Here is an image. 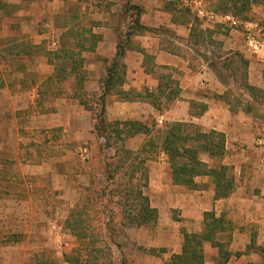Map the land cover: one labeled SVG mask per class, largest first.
Listing matches in <instances>:
<instances>
[{"label": "rangeland", "instance_id": "374dc122", "mask_svg": "<svg viewBox=\"0 0 264 264\" xmlns=\"http://www.w3.org/2000/svg\"><path fill=\"white\" fill-rule=\"evenodd\" d=\"M207 2L214 12L226 13L223 0H207ZM127 4V0H0V189L2 191L10 188L12 191H16L15 194H23L21 185H18V183L23 182V178L17 175V173L19 174L18 161L15 163L12 161L18 156V152L23 157V152L30 154L34 149V146H29L31 141L27 139H33L39 143L46 133V131H28L27 138L22 133H20V137L16 136V133L13 134V131H11L14 122L17 121L19 127L23 123L29 125L32 122L31 118L34 110L35 112L38 111L39 116H37V119H39L46 113V109L60 108L61 105H57V99L67 98L68 92H70L69 88L64 89L66 86L63 81L61 82V79L65 76L69 78L68 74H71L74 68L76 71L73 72L71 78L74 80L75 78L83 79V84L79 85H76L73 81L74 87L77 88L76 92L82 96L86 94L85 99L93 106L92 112L84 111V114L81 113V115L86 117L84 122H88V120L90 123L96 120L93 122L94 124L97 122V116H99L102 109V103L99 99L102 90H97V87L100 86L107 65L111 60L99 55L100 52L96 48L101 41H105L106 34L103 30L109 28V26H112L116 35V47L118 43L127 40L129 28L133 22L130 13L125 11ZM131 4L142 8V24L147 8L157 6L164 11L162 17L167 18L166 16L171 14L173 19L184 28L192 25L194 28L192 39L198 47V53H195L196 55L199 54L198 61L202 62L205 59L204 57L207 56L212 58L214 62H218L216 72L220 81H223V79L227 81L226 96L229 102L232 103L231 109L249 113L251 119L258 124L260 134H264V97L258 92L248 91L249 88L245 81V61H243L238 51L230 49L226 44L231 32L228 26L217 25L215 30H207L205 33L202 29V22L194 17L181 4L180 0H132ZM228 12H231V10ZM29 16L32 17L31 20L26 19ZM235 17L242 21H258L264 27V5L260 7L257 5L252 6V9L243 16ZM16 18H18V23H16ZM207 25L211 26V24ZM166 26L165 24L159 29L150 28L152 31L133 34L132 37L130 35L128 37L131 41L129 49L133 47L135 38L138 36L171 34L173 31ZM38 27L41 28L39 33L44 34V38L40 39L41 44L37 47L34 45V39L26 40L25 34H36ZM22 31H25V33L22 34ZM53 42L57 43L56 49L51 47ZM77 43L79 44L77 45ZM86 45L94 47V51L85 53V59H82L81 53L77 54L80 52L81 46ZM102 49L107 53L111 52V44L107 42L105 47L102 46ZM66 51L71 54L69 62L72 63L57 66V69H55L49 61L56 60L57 57L54 54L59 57L60 53ZM207 52L209 55H206ZM195 54L193 56H196ZM145 55L149 60L148 63H150L153 58L152 55ZM253 56L256 59V66L260 68V60L258 59L261 58L260 55L254 54ZM79 63H81V66L78 67ZM59 69L61 74L58 72ZM177 74L182 77L185 73L172 69L170 72H161L160 79L167 75H172V78L176 76L177 78ZM50 75H52L51 79H46L38 91L40 92L38 99L44 103L43 107L37 106L33 110L34 104L32 101L35 99L31 93L36 92L34 89L40 81ZM261 77L264 84V74ZM69 87L72 88L73 86ZM256 88L259 87L256 86ZM145 89L149 88L145 87L140 92H145ZM208 92H210L208 94L209 98L217 97L216 93L212 95L214 91ZM251 95H258V98L253 101ZM111 96L106 99V106L113 104L116 100L113 97L115 95ZM249 100L252 103H249ZM173 102L175 103V101ZM173 102L163 103V114L169 111ZM62 106L65 107L66 105ZM203 109H205L203 103H195L192 113L199 114ZM14 110L17 111L15 115ZM53 113L55 112L51 111L49 115ZM103 117L109 120L108 110L103 114ZM113 120L115 121V119ZM128 120L134 119L128 118ZM148 123H152L151 118ZM92 130L93 133H90L88 128L83 129L81 133L68 131L67 136L73 139L78 138V144L80 145L67 143L64 146L60 145L61 155H58L60 152H54L59 150V146L52 149L53 156L57 155L54 161L65 162L63 164L70 171V176L61 177L54 174L52 184L49 182L52 179L48 176L42 180L33 179L34 183L39 181L40 188L46 189L49 185L51 186L53 193L48 194L50 199L47 198L44 192L39 195H41V198L47 199L53 206L49 210H42L44 218L40 225H34L31 228L25 227L23 231L33 233L35 228H38L43 233L42 236L46 238L45 234L49 232V216L57 218V214H60L65 219L67 217V221L71 217L69 213L72 214L71 212L78 210L80 216L85 215L88 219L87 231L77 226L76 231H73L67 226L66 221L61 218L54 228V232L60 234L62 243L69 251V258L74 260L80 257L81 264H85L87 261L90 264H170L173 252L177 254L183 249L186 235L192 232L201 233L203 230V211L194 207V200L198 198V195L195 192L188 191L186 187V189L183 188L184 186L169 191V194L162 192L160 186H151L146 190V194L151 197L152 204L157 209L158 220L155 223L153 221L148 226L132 225L131 220L133 217L130 215V210L133 206L128 205L129 212L125 215V199L124 194L121 193L123 191L119 188L120 192L115 191L112 193L114 187L111 182H108L105 175L107 152L114 154L115 150L119 152L121 148L132 151L145 149L147 150L145 156L148 157L147 165L152 168L153 173H159L160 175V178L154 176L152 185H160L161 179L163 185L175 187L168 164L166 168L161 169V166L165 163V156L160 150V145L166 126L156 127L149 136L140 135L135 139H127L125 142L118 143L116 149L113 146L112 150L105 151V153L100 151V147L103 148L105 145V140L99 138L94 129ZM190 132L194 133L192 130ZM56 134L55 131H49L48 133L52 136ZM78 147L87 148L88 152L79 153ZM39 148L40 146L35 147V154L42 153L45 146ZM252 151L256 161L261 165L262 157L257 155L258 151L256 149L253 148ZM87 160L88 162L85 164L84 161ZM92 164L95 165V169H91ZM210 164L215 167V165H220L221 162L216 160ZM75 165L87 174L84 173L79 177L76 174L77 167ZM63 170L65 168L62 165L56 164L54 166V171ZM230 172L233 173V171H229L228 174ZM121 177L122 175L117 176V184H119ZM201 185L207 186L209 190V187L213 184L211 180H208L207 184L201 183ZM262 187L264 189V186ZM54 192H56V195ZM188 195L191 200L188 199ZM87 197L90 198V206L94 208L95 216H91L86 207H81L84 209L83 211L81 208L78 209ZM77 200H82L78 207ZM224 214L225 223H228L227 230L225 228L223 232L218 234L213 244L204 245V256L205 259H208L204 264H224L228 258V252L236 247L231 239L233 233L231 216L226 212ZM45 217H47L48 222L44 220ZM74 218L77 219V217ZM15 231V234H18L17 231L19 230L16 229ZM85 234L88 236H85ZM48 256L45 253L43 259H47Z\"/></svg>", "mask_w": 264, "mask_h": 264}, {"label": "crops", "instance_id": "0c3cea01", "mask_svg": "<svg viewBox=\"0 0 264 264\" xmlns=\"http://www.w3.org/2000/svg\"><path fill=\"white\" fill-rule=\"evenodd\" d=\"M256 5L260 7L263 6L264 3ZM163 12V9L160 7L150 6L147 8V12L143 17V25L149 28L159 29L166 24V27H169L173 32L169 35L163 33L162 36L150 35L138 36L135 38V44L127 51L124 57L127 79L123 89L126 92L135 91L136 93H140V91L147 87L150 91H156L160 84V73L177 69L179 72L185 73L182 77L178 76V74L177 78L175 75V77H173L179 83L181 91L179 99H177L175 103L173 102L174 104L172 103L166 114L161 115L149 102H127L123 101L122 97L115 95L113 96L116 99L114 103L107 106L105 105V112L108 110V121L111 122L110 120L113 119H115V121H129L128 118H130L147 123L151 118L152 120H157L158 127H163L170 122V124L184 122L199 126L204 132L215 130L225 134L226 153L223 158L212 159L207 154H202L200 158L212 169L221 171V169L225 167L223 170H226L225 173L227 177L232 181V190L228 197L217 198V187L212 176L197 177L195 179L196 185L192 188L177 184L174 180L169 159L165 154H163V156H165V163H163L164 166L162 165L163 167L161 166V169L166 168L168 164L169 170L172 172V179L175 187L163 185L161 179L160 185H152L154 176L160 178V175L159 173H153L152 168L147 165L149 172L148 188L151 186H160L162 192L169 194V191L184 186L183 188H188V191L195 192L198 198L196 200L193 199L195 203L194 207L203 211V230L201 233L206 229V213L214 212L217 218H224V213H229L232 219L231 223H233L231 239L236 247L232 249L231 252H228V258L224 264H264V189H262V186H264V134H260L258 124L251 119L249 113L244 111L238 112L237 110L231 109L232 103L229 102L226 96L227 81L225 79L220 81L216 72L218 62H214L212 58L207 56L204 57L205 59L202 62L198 61L199 54H195L198 53V47L193 43L192 39V33L194 31L193 26L189 25V27L184 28V26L173 19L171 14L166 16L167 18L162 17ZM190 12L194 17L199 19L192 11ZM26 19L31 20L32 17L29 16ZM15 20H17L16 23H18V18ZM199 20L202 22V29L205 33L207 30H215V27H217V25L212 24L208 26L207 24L210 23L201 19ZM39 30H41V28L38 27L36 34H25L26 40L34 39V45L37 47L41 44L40 39L42 40L44 38V34L39 33ZM103 31L106 34L105 41H101L96 49L100 52L99 55L112 60L116 54L117 38L112 26L105 28ZM24 33L25 31H22V34ZM228 38H226L228 39L226 41L227 46L230 47V49L238 51L243 61H245V81L249 88L248 91L264 92V84L261 77V75L264 74V50L255 54L261 57L258 58L260 60V68H258L256 66V59L253 56L254 53L245 46L242 31L240 29H231ZM107 42L111 44V52L109 53L102 49V46L105 47ZM78 44L79 43H77V45ZM85 47L90 48L91 46L86 45ZM89 51H94V49H84L80 51L82 59H85V53ZM145 54L152 55L153 58L150 63H148L149 60H147ZM194 54L196 56H193ZM206 55H209V53L207 52ZM60 57L56 58V60H48L55 69L56 66L72 63L69 62V56L64 54ZM96 68L98 70L97 66ZM58 72L61 74L60 70ZM51 76L52 75L44 77L43 81H40L34 89L36 92L31 93L35 99L32 101L34 104L33 110L37 106L43 107L42 105L44 103L40 102L38 99L40 93L38 91L44 81L46 79H51ZM73 80L72 78L68 79V81H63L66 86L64 89L69 88L70 92H68L69 97L67 96L66 98L64 96L65 99H57V105H61L60 108L46 109V113L39 119H37V116H39L37 113L38 111L35 112L34 110L31 118L32 122H30L29 125H24L23 123L21 127H19L18 122L15 121L11 129L13 134L16 133V136L20 137V133H22L26 138L28 137V131H46V133L42 138L43 140L39 143L33 139H27L31 141L29 146H34V149L30 154L23 152V157L20 155V152H18V156L12 161L13 163L18 161L17 167L19 168V174L17 173V175L23 178V182L18 183V185H21L23 194H15L16 191H12L10 188L5 191L0 189V264H71L68 262L69 251L62 243L60 234L54 232L57 222L61 219L66 221L67 217L65 219V217L60 214H57V218L49 216V232L45 234L47 239L42 236L43 233L39 231L38 228H35L33 233H29V231L26 230L23 231V229L25 227L31 228L34 225H40L44 218V216H42V210H49L53 206L47 199L45 200L39 195L44 192L47 198H49L48 196L50 193H53L51 186L49 185L46 189L40 188V184H38L39 181L34 183L33 179L38 178L42 180L44 177L48 176L52 179L49 181L52 184L54 181L53 178L55 177L54 174L61 177L70 176V171H68L63 164L65 162L54 161L57 157V155L53 156L54 152H60L58 155H61V150L59 148L66 143L75 144L76 146L80 145L78 144V138L73 139L67 136L68 131L81 133L83 129L88 128L90 129L89 132L93 133V122L95 120H93L92 123L88 120V124V122H84L86 117L81 115V113L84 114V111L92 112L81 102V100L85 99L87 96L86 94L82 96L76 92L77 88L74 87L75 84H73ZM71 85L73 86L72 88L69 87ZM256 86L259 88H256ZM252 88L258 89V91H254ZM100 89V86H98L97 90ZM208 91H214L212 95L216 93L217 97L209 98L208 94L210 92ZM110 96L111 95L108 97ZM251 97L252 100L255 101V96L251 95ZM195 103H203L205 106L203 114L198 116L193 115L192 110ZM249 103H252V101L249 100ZM62 105L66 106L63 107ZM51 111L55 112L52 114H55L54 116L49 115ZM16 112L17 111L14 110V115ZM49 131H55L57 134L53 136L48 135ZM137 136L139 137L140 135ZM38 146H40L39 149L45 146V149L42 153L35 154V147L38 148ZM54 147H58L59 150L53 152L52 149ZM253 148L258 151L257 155L262 157L261 165L256 161L253 151L251 152ZM78 152L87 153L88 149L78 147ZM216 160H219L221 164L218 166L215 165V167L211 166L210 163ZM87 162L88 160L84 161L85 164H87ZM56 164L62 165L65 170L54 171V166ZM75 167H77V170H75L79 177L82 176V174L84 175V173L87 174L84 170L79 169L77 165H75ZM229 171H233V173L230 172V174H228ZM208 180H211L213 184L209 187V190L207 186L206 188L205 185H201V183L207 184ZM17 187L21 188L20 186ZM147 189H145V192ZM54 193L56 195V192ZM149 198L152 208H155L152 204L151 197ZM188 199L191 200L189 195ZM77 201L78 207L82 200ZM72 207L74 208L75 206ZM69 215L71 214L69 213ZM48 219L45 217L44 220L48 222ZM227 225L228 223H224V229ZM16 229L19 230L17 231L18 234H15ZM223 230L215 235L214 241ZM191 234H196V232L187 234L186 237ZM208 243L213 244L211 241L205 244ZM45 253L49 256L44 260ZM173 253L172 256L174 258L177 255H181L183 249L177 254H175V252ZM206 260L208 259H205L204 256L203 264Z\"/></svg>", "mask_w": 264, "mask_h": 264}, {"label": "trees", "instance_id": "16d2710c", "mask_svg": "<svg viewBox=\"0 0 264 264\" xmlns=\"http://www.w3.org/2000/svg\"><path fill=\"white\" fill-rule=\"evenodd\" d=\"M127 3L125 11L126 13H130L131 18L133 19L132 25L129 28L127 40L118 43L115 57L107 65L105 74L100 82L102 92L99 99L102 103V109L99 116H97V122L94 124V131L99 138L105 140L103 148L100 147V151L104 153L105 151L112 150L114 148L113 146H115L116 149L118 143L125 142L127 139L134 138L137 135L143 134L149 136L152 134V131L158 127L156 119H153L151 124L136 120L109 122L103 117V114L105 113V102L109 95H118L122 97L123 101L127 102H149L161 115H163V103L176 101L181 94L179 83L172 78V75L162 77L156 91H150V89H145V92L140 93L124 91L123 87L126 82L124 57L126 56L131 43L128 37L130 35L132 37L133 34L152 31L141 22V16L143 14L142 8L131 4L132 0H127ZM259 3H264V0H223L226 13H232L234 16H243L246 12L252 9V6ZM230 10L231 12H228ZM131 12H133V14H131ZM84 49L93 50L94 47L91 46L90 48H87L81 46L80 51ZM60 54H65L69 57L71 56L67 51ZM79 54L80 52H78L77 55ZM54 55L58 58L57 54ZM77 66H81V63ZM75 71L76 69L74 68L73 72ZM73 72L68 74L69 78L65 76L61 81L72 79L71 75ZM73 81L77 83V85L83 84V79L80 80L75 78ZM252 90L258 91V89L254 88H252ZM258 94L264 97V92H258ZM254 96L256 100L258 95ZM81 102L88 110H93V106L89 101L82 99ZM204 111L205 109L199 114L193 115H201ZM165 126L166 131L161 140L160 150L169 159L175 182L192 188L196 185L195 179L197 177L212 176L217 187V198L228 197L231 194L232 181L227 177L225 173L226 170H223L225 167H223L221 171L212 169L200 158L202 154H207L212 159L223 158L226 153L225 134L215 130L204 132L199 126L192 123L176 122L173 124H166ZM190 130L194 131V133L192 134ZM107 153L105 159V175L107 176L108 182H111L114 187L112 193L115 191L120 192L119 188L123 191L121 193L124 194L125 199V215L129 212L128 205L130 207L133 206L132 210H130V215L133 217L132 220L130 219L131 224L148 226L152 224L153 221V223L157 222V209L152 208L150 198L145 192V189L149 186V172L147 168L148 157L145 156L147 150L141 149L138 151H132L126 148H121L119 152L115 150L114 154H111L110 152ZM94 166L95 165L92 164L91 169H95ZM118 175H122L119 184L116 182ZM81 207H86V210L89 211L91 216H95L94 208L90 206L89 197L83 200L82 206L78 207V209ZM82 208L81 210L83 211L84 209ZM76 211H73L71 217L66 221L67 226L73 231H76V226L79 228L82 227L87 231V227L89 226L87 225V223L89 224L88 219L85 215L80 216L78 210ZM74 217H77V219ZM224 223V218H217L214 212L206 213L205 231L188 235L183 247V253L175 256L170 264H203L205 243L209 241L212 243L214 242L215 235L224 229ZM85 236L88 235L85 234ZM68 262L71 264L82 263L80 257H77L74 260L68 258ZM85 264L90 263L87 261Z\"/></svg>", "mask_w": 264, "mask_h": 264}, {"label": "built area", "instance_id": "2783aa9c", "mask_svg": "<svg viewBox=\"0 0 264 264\" xmlns=\"http://www.w3.org/2000/svg\"><path fill=\"white\" fill-rule=\"evenodd\" d=\"M180 2L199 19L207 23L225 25L232 30L240 29L243 33L245 46L252 53L258 54L264 50V27L258 21H242L230 13L214 12L206 0H180ZM56 46V42L51 44L53 49H56Z\"/></svg>", "mask_w": 264, "mask_h": 264}]
</instances>
